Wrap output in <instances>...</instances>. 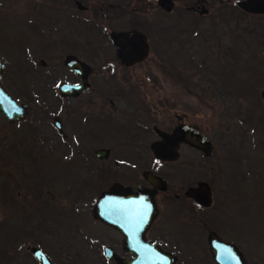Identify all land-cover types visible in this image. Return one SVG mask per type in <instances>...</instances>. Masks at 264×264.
<instances>
[{"label": "rangeland", "instance_id": "1", "mask_svg": "<svg viewBox=\"0 0 264 264\" xmlns=\"http://www.w3.org/2000/svg\"><path fill=\"white\" fill-rule=\"evenodd\" d=\"M109 1L81 0L91 10L104 4V10L92 15L81 12L83 21L72 18L65 28L68 42L77 44L72 50L94 69L90 82L125 85L127 98L109 96L102 106L83 104L78 98L60 99L55 94L58 82L74 79L66 71L47 73L41 83L34 77L33 84L23 87L13 85L10 75L1 78L6 92L18 101L47 103L44 109L39 104L38 111L40 117H48V127L43 124L46 129L40 130L33 114L24 123L35 124L41 134L26 135L22 126L16 136V127L0 115V264H38L30 253L32 247L54 264H112L102 255L105 245L119 256L128 255L121 249L120 236L95 220L91 209L113 181H135L148 167L167 185L176 181L180 186L187 178L192 183L206 181L211 188V207L205 210L178 201L172 216H164V199L157 201V220L164 223L171 218L166 229L157 231L160 245L173 252L177 264L203 263L208 231L234 243L246 264H264V100L259 96L264 87V15L240 11L237 0H172L169 12L155 0H141V11L109 21L105 15L111 9ZM113 1L138 4V0ZM202 7L204 14L199 13ZM140 14L148 55L123 68L106 34L110 26L128 27L125 18L131 25L133 16L137 19ZM4 19L8 24L15 20L12 16ZM14 41L23 40L16 35ZM62 47L54 49L58 52ZM4 56L9 59L13 53ZM58 62L48 60L61 70ZM104 64L109 72L97 70ZM180 114L208 137L212 153L205 158L180 147L176 161L157 168L148 151L156 139L152 126L168 130ZM53 115H60L64 126L69 121L67 130L74 132L63 145L79 147L82 155L71 156L60 148L50 126ZM138 128L140 137L134 139L131 132ZM99 147L109 150L107 159L94 156L93 150ZM138 148L144 155L132 152ZM76 189L79 195L74 202ZM182 222L189 226L182 227ZM190 254L195 258L187 257Z\"/></svg>", "mask_w": 264, "mask_h": 264}, {"label": "flooded vegetation", "instance_id": "2", "mask_svg": "<svg viewBox=\"0 0 264 264\" xmlns=\"http://www.w3.org/2000/svg\"><path fill=\"white\" fill-rule=\"evenodd\" d=\"M86 1H88V0H86ZM0 6L2 7V10H0V60L3 63L2 64L3 67H2V70L0 73V81H1L2 77H8L10 75V77L12 78V84L13 85H15L16 87H23L24 85H28V83L33 84V78L34 77H36V80L38 83H41L43 81L44 77L47 76V73H49V75L53 76V75H59L61 73V71L62 72L66 71L67 74L69 76H73L74 79L72 81L70 79H68V80H60V82H58V84L56 86V91H55L56 93L55 92L54 93L60 99L78 98L79 100L84 101V103L81 102L83 104H89V105H93V106H95V104H97V106L98 105L102 106V105H105V102H106V101H102V100L107 99L109 96H111V98L112 97H119V98L120 97H123V98L128 97V91L124 90L125 85H122L121 83L120 84L122 85V87H116V86H111V85L99 86L96 84H92L90 82L89 78L92 76V72L94 69L88 63H86L83 60H81L80 58H78L77 54L74 52V50H72V48H73L72 46L73 45L77 46V44H70L68 42L69 35L66 32V28H65L66 23L68 24L72 20V18L78 19L82 22L83 20H81V17H83L84 15L81 14V12H86L89 15L90 14L92 15L94 12L98 14L99 12L104 10V9H102L104 7V4H99L98 7H95V10H94V8H93V10H91L90 6H87L86 4H84V5L81 4V0H0ZM107 6L111 8V9H108L107 12L105 11L106 12V14H105L106 18H108L109 21L112 20L113 18H121L122 19V17H124L126 15V13L129 14L130 11H135V10L141 11V0H138L137 5H132L131 3H128L125 1H120V3H117V1L114 2L113 0H110L109 2H107ZM197 7L198 6H195L193 8L190 7V8H191V10H195V8H197ZM75 10H77V11H75ZM67 11L69 13L68 17L66 16ZM5 16H12L15 18V20L11 21L8 24L5 22V19H4ZM133 17L134 18L132 19L131 25H129L130 24L129 18H127V17L125 18V23L128 27L121 29L120 27H117V26H110L108 31H107V34H106V38H107L108 43L112 49L113 56H114L116 62L118 64H120L123 68L124 67L125 68L132 67L141 61L134 63L131 66H124L123 64H121L120 61L115 56L114 46H113L111 40L109 39L108 34L110 31L128 30L130 28L141 32V30H140L141 29V14H140V16H136L137 19L135 18V15ZM122 20H124V19H122ZM125 23L122 22L121 24L126 26ZM16 35H18L23 41L16 43L14 41ZM61 44H63L62 49L59 50L58 52H56L54 47L56 48V45H61ZM78 47H79L78 50L79 49L81 50L80 46H78ZM65 48H67L66 51H65ZM5 53H13V57L8 59L6 56H4ZM68 55L74 56L79 61L86 63L87 66L89 67V71L86 74L85 79H84V81L87 82V85L84 87V89L75 95H70V96L66 95L65 96V95H61L58 91V86L61 83H67V84L73 85V84H78L81 82V80L79 79L77 74L72 72L64 64V59ZM50 58L51 59H57L59 61L58 66L61 68V70L55 69L56 67H54L53 64L50 65L48 63V60ZM105 65L106 64H104L103 66H100L97 70H99V72H101V71L109 72L108 68H104ZM9 70H10V72H9ZM106 76L112 77V75H109V74H107ZM0 84H1V82H0ZM2 88L4 89L3 86H2ZM153 89H154L155 93H159V91H160L159 89H157V87H155ZM96 98L100 99V101L94 100ZM15 100H17V99H15ZM18 102H20V101H18ZM110 102H111V99L108 103H110ZM20 103H22V102H20ZM22 104L25 105V112H26L25 116L22 119H19L17 121H13V122H9L2 113H0V115L5 119L7 124L13 125L16 127V129H14L16 136L21 134L22 126H25L26 135L39 136L41 133L39 134L35 124H33V123L26 124L24 122L29 120L31 117H35V116H33V114H35L36 115L35 118L37 119L38 122H40V125H41V127L39 125L37 127H40V130L41 129L45 130L46 128L43 126V124H45L46 127H48V122H47L48 117L47 116L40 117L41 112L38 111V105L41 104V107L44 109L45 104H47V103L46 102H40V103L36 102V103H29V104L28 103H26V104L22 103ZM137 106L139 108L141 107L140 101L137 104ZM74 112H78V111H73V113ZM46 114H48V112H46ZM139 118L141 120V113H140ZM175 119H176L177 123L175 125H173L171 128H169L168 130H163V129L158 128L156 126H152V131L156 136L155 140H159L160 138L158 137L156 132L153 130V127H156L157 129H159L160 131L165 132V133H174L173 128L175 126H177L179 124L190 125L185 121L184 116L182 114L175 115ZM55 122L58 124V126L55 125ZM139 123L141 125V122H139ZM20 124H22V125L18 129V125H20ZM68 124H69V121H68L67 125ZM67 125L64 126V123L62 121V117L60 115L59 116L53 115L50 118L51 129L60 141V148H62L64 150V152L65 151L70 152L69 155H71V156H75V157L80 156V155H82L83 150L80 149L79 147L78 148L74 147L73 149H70V147L63 145V142L66 140V137L68 135L74 133L72 130L70 131V129L67 130ZM190 126L196 127L194 125H190ZM110 128L116 129V128H113L111 126H110ZM129 128L131 130L130 125H129ZM140 134H141V129L138 128V130L131 132V137L136 139L137 137L138 138L140 137ZM175 134L177 136H179V133L175 132ZM75 137H76V133H75ZM75 146H76V144H75ZM180 147L191 148V149L195 150L196 152H198L202 155V153L200 151L196 150L195 148H193V147H191V146H189L183 142H178L177 147L175 148L176 152H177V158H178V154H179L178 150ZM60 148H58V151L56 150L57 153L60 151ZM103 148H105V147H103ZM148 149H149V147H148ZM94 150H93V154H94ZM132 150H133L132 152L134 154H137V155H139L140 152H141V154L144 155V152H145L144 150L139 149V148L138 149H132ZM124 151H125V153H128L130 150L128 149V150H124ZM148 151L152 156V162L151 163L156 165L157 168H159L165 164H170L171 162L176 161V159L169 161V160H161V159L154 158L150 149ZM108 155H109V150H108ZM46 156L47 155H45L44 157H46ZM203 157L207 158L206 156H203ZM107 158H108V156H107ZM107 158H105V159H107ZM105 159H101V160H105ZM36 168H38V167L36 166ZM37 171H38V169H37ZM168 171L170 173H172V175L174 177L176 176V172H174L173 169L170 168V169H168ZM144 172H148L151 175L161 177L164 180L165 189L164 190L155 189L149 181L144 179V177H143ZM136 179L137 180H135V181H128V182H126L124 180L119 181V179H118V180L113 181V182H117V183H120L122 185L128 186L131 191H133L137 186H140L141 188L147 189L148 192H151L152 200H153L154 205H155V215L154 216L159 215L158 209H157V201L159 198H160V201L162 198L164 199V206H165V211H166L164 213V216H172L171 209H173L174 204L176 205L178 201L185 202L188 204L190 202H192L197 207H199L200 209H204V210L211 207V202H212L211 188L206 181H203V182H205L208 185V194H209L210 203H209V206L201 207L200 205L196 204L190 197H188L186 195L187 192L188 193L190 192L189 189L196 187L197 183L200 181H196V182L192 183V181H189L186 178L185 180H182L183 183H181L180 186H178L179 183L177 184L176 181H174L173 186L171 184L167 185L166 180L159 173H157V171L155 169H153L151 167H148L147 169L140 172V177L136 178ZM109 186L107 187V189L109 188ZM103 191H105V190H103ZM76 192L77 193H75L74 202L78 201L77 198H78L79 194H78L77 189H76ZM225 204L227 205L228 203H225ZM225 204L223 205L224 208H225ZM180 206H183V205H180ZM224 212H225V210H224ZM224 212L222 210L223 214H224ZM170 219H167L163 223V222L158 221L157 218L154 217L152 219L151 223L148 225V227L146 228V230L143 233L144 239L148 243L156 244L161 250L169 251L160 245V235L158 234V232L166 229ZM105 225L110 230L116 232L120 236L121 243H122L123 237L119 233V231L114 227H111L107 224H105ZM181 226L182 227H184V226L188 227L189 223L188 222H185V223L182 222ZM152 234L154 236H152ZM208 235H212L213 237H215V238H217L223 242H229V243L233 244L235 246V248L239 251L237 246L234 243H232L231 241L224 240L223 238L219 237L213 231H208L207 235L205 237L206 253H203L204 260H203V263L202 262H200V263L211 264V262H212V264H216L212 260L210 252H209V248H208V244H207V236ZM105 246H109V245H105ZM121 249H122V245H121ZM122 251L124 252V254H128V255H121L120 254L121 256H123L125 258L131 257L133 255L132 253L126 252L123 249H122ZM101 252H102V249H101ZM169 252H171V251H169ZM171 253L173 254V252H171ZM173 257L175 260L174 261L175 264H177V259H176V256L174 254H173ZM187 257L195 258V256L193 254L187 255ZM106 261H108L112 264H115L114 261L111 259H106ZM197 264H199V262H197Z\"/></svg>", "mask_w": 264, "mask_h": 264}, {"label": "water", "instance_id": "3", "mask_svg": "<svg viewBox=\"0 0 264 264\" xmlns=\"http://www.w3.org/2000/svg\"><path fill=\"white\" fill-rule=\"evenodd\" d=\"M156 5L164 12L173 8L172 0H155ZM235 6L244 13L252 15H264V0H237ZM200 14L206 13L201 8ZM109 39L114 46L116 58L124 66H131L142 61L148 55L149 44L146 35L135 29L110 31ZM0 60V73L2 70ZM64 64L81 80L78 84L61 83L58 91L61 95H75L82 91L87 85L84 81L89 67L86 63L79 61L76 57L68 55ZM259 96L264 100V87L261 88ZM0 113L9 122L17 121L25 116V105L12 98L0 84ZM55 125L58 124L55 122ZM159 140L149 143V149L154 158L161 160H174L177 158L176 147L178 142H183L196 150L203 156H210L212 145L204 134L196 127L179 124L173 128L174 133H165L153 127ZM179 133V136L175 134ZM94 155L98 159L108 156L106 148H97ZM144 179L149 181L155 189L164 190V180L148 172L143 173ZM187 196L201 207L209 206L210 199L208 185L200 181L197 186L189 189ZM91 215L94 219L116 228L122 235V249L133 255L130 258L117 255L110 246L102 248L105 259H111L115 264H175L173 254L161 250L156 244L148 243L143 233L155 217V205L151 192L137 186L133 191L128 186L113 182L109 188L99 193L93 203ZM207 244L212 260L216 264H246L241 253L229 242H223L212 235L207 236ZM32 257L38 264H54L39 248H30Z\"/></svg>", "mask_w": 264, "mask_h": 264}]
</instances>
